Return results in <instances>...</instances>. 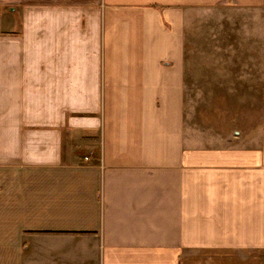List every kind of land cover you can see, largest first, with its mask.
<instances>
[{
  "label": "crops",
  "instance_id": "obj_1",
  "mask_svg": "<svg viewBox=\"0 0 264 264\" xmlns=\"http://www.w3.org/2000/svg\"><path fill=\"white\" fill-rule=\"evenodd\" d=\"M13 1L0 264H264V125L222 143L184 114L194 13L248 11L264 84V0Z\"/></svg>",
  "mask_w": 264,
  "mask_h": 264
},
{
  "label": "rangeland",
  "instance_id": "obj_2",
  "mask_svg": "<svg viewBox=\"0 0 264 264\" xmlns=\"http://www.w3.org/2000/svg\"><path fill=\"white\" fill-rule=\"evenodd\" d=\"M29 0L6 3L20 9ZM32 3V2H31ZM186 34L185 129L226 141L264 125L258 28L248 11L227 7L194 13Z\"/></svg>",
  "mask_w": 264,
  "mask_h": 264
}]
</instances>
